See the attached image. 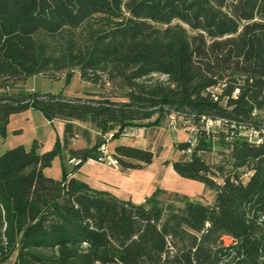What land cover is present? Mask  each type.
I'll return each instance as SVG.
<instances>
[{
    "label": "trees",
    "instance_id": "16d2710c",
    "mask_svg": "<svg viewBox=\"0 0 264 264\" xmlns=\"http://www.w3.org/2000/svg\"><path fill=\"white\" fill-rule=\"evenodd\" d=\"M75 71L104 93L16 88ZM30 108L63 120L64 136L44 152L33 140L0 154V264H264V0H0L1 139ZM171 116L191 133L172 168L213 190L211 204L176 194V207L159 188L135 203L66 172L71 158V173L97 160L108 131L115 140ZM208 118L223 123L206 129ZM76 123L96 131L94 144L68 147L89 133ZM111 153L122 171L154 158L123 144ZM56 157L58 179L44 173Z\"/></svg>",
    "mask_w": 264,
    "mask_h": 264
},
{
    "label": "rangeland",
    "instance_id": "374dc122",
    "mask_svg": "<svg viewBox=\"0 0 264 264\" xmlns=\"http://www.w3.org/2000/svg\"><path fill=\"white\" fill-rule=\"evenodd\" d=\"M154 77H158L159 79L164 78V76ZM16 88H23L26 91H35L39 93H61L65 97L84 96L85 91H95L97 94L104 93V91L100 90L97 86H92L91 84L82 81L77 71L73 73L68 83L65 82L63 77L58 80H51L41 76H32L27 78L24 82L17 84ZM167 122V118L165 117L155 126L136 127L135 132L127 129L125 134H122L118 139H110L108 141V150L112 152L116 144L122 143L123 145L149 149L153 152L154 158L152 163L145 166L141 171H136L137 175L140 177L138 182L140 184L142 183V177H152V183L147 191L148 194L153 192L155 188H159L162 191L158 195L159 198L163 201L172 202L176 207L182 206V203L176 199V194L178 196L184 195L189 200L195 202L211 204L214 197L213 190L207 188L200 181L181 177L173 170L172 162L180 155V151L176 148V144L191 138V133L169 127ZM219 149H221L220 146L214 144L211 151L202 153V155L207 162H213L217 159L216 154ZM111 166L124 174H128L132 171L128 169L123 171L120 170L117 161ZM84 168L85 170H88L90 167L86 165ZM90 173L91 174L88 176L92 178L96 177V179H101L102 177L111 180L115 179V177L110 176L106 172L91 171ZM81 174L78 173L77 178L84 181L85 179ZM46 175L53 178H59L61 176L60 166L53 164L47 170ZM104 188L124 199H129L130 197L133 199L134 197V195L131 196L124 191H117L110 187V185H105ZM230 242V238H224L225 244H229Z\"/></svg>",
    "mask_w": 264,
    "mask_h": 264
},
{
    "label": "crops",
    "instance_id": "0c3cea01",
    "mask_svg": "<svg viewBox=\"0 0 264 264\" xmlns=\"http://www.w3.org/2000/svg\"><path fill=\"white\" fill-rule=\"evenodd\" d=\"M76 124H78L82 128L88 129L89 133L85 136L81 133L73 136L70 142L68 143V147L72 149H81L94 144L97 134L96 131L91 129V126L89 124ZM64 126L65 122L63 120L55 119L50 122L46 120L39 111L31 108L19 113L12 114L10 115L8 123L6 125V136L3 139L0 138V154L6 149L12 148L20 144L24 146H29V144L33 140H36L39 144V152L47 151L53 147L57 137L62 140L64 136ZM53 164L60 166L62 174V168L60 165L59 158L56 157L52 161L51 166ZM86 165L89 166L91 169L89 168L88 170H85L84 167ZM50 167L44 169L45 174ZM65 168L68 175L74 176L76 178L78 177V173H82L81 175L84 177V181L86 183H89L93 188L105 190L115 195L112 191H109L108 189L106 190L104 188L105 185H110V187L117 191H124L126 194H129L131 196L134 195L133 199L131 197L129 199L135 203L142 202L147 196L152 193H147L150 184L152 183L151 176H147L146 178L142 177V183H138L140 177L137 175L136 171H141L142 169L132 170L128 174H124L121 173L115 167H112L111 165H108L106 163L98 162L95 159H87L86 161L81 163L78 170L73 173H71L73 169V164L67 162L65 164ZM91 171L106 172L110 176L115 177V179L111 180L103 177L101 179H96V177L92 178L88 176L89 174H91ZM117 197L121 198L119 196ZM10 263L11 261H6L1 264Z\"/></svg>",
    "mask_w": 264,
    "mask_h": 264
},
{
    "label": "built area",
    "instance_id": "2783aa9c",
    "mask_svg": "<svg viewBox=\"0 0 264 264\" xmlns=\"http://www.w3.org/2000/svg\"><path fill=\"white\" fill-rule=\"evenodd\" d=\"M237 90L234 91V94H236ZM256 114V111H253L252 115H255ZM204 125H205V128L206 129H209V128H217V127H220L223 123V120L222 119H205L204 120ZM168 126L169 127H172V128H175L176 126V122L174 120V118L171 116L169 121H168ZM130 130H132V132H135V127L133 128H128ZM127 131V129L124 130V132L122 134H125V132ZM115 130H111V131H108L107 133H105L103 135V138H104V142L98 147V150H99V156L97 158V161L98 162H101V163H106L108 165H114L116 163V159L114 158V156L112 155V153L108 150V147H107V143L108 141L112 138L113 134H114ZM245 135H248L249 139L253 138V139H256L257 142L260 141V138H258L257 136V133L256 132H253V135L250 134H246V132H244ZM79 159H76V158H71L68 163H71L73 165H77L79 164Z\"/></svg>",
    "mask_w": 264,
    "mask_h": 264
}]
</instances>
